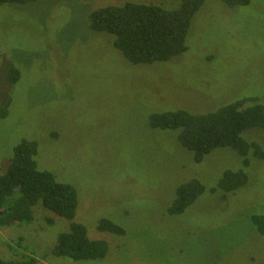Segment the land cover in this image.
I'll list each match as a JSON object with an SVG mask.
<instances>
[{"label": "rangeland", "instance_id": "obj_1", "mask_svg": "<svg viewBox=\"0 0 264 264\" xmlns=\"http://www.w3.org/2000/svg\"><path fill=\"white\" fill-rule=\"evenodd\" d=\"M126 2L178 5L39 0L0 7V106L12 102L9 117L0 120V175L22 140H37L39 169L78 190L75 222L110 247L103 261L53 256L70 222L39 204L31 225L0 227V260L264 264V236L250 221L251 215L264 214V162L253 160L245 169L249 184L223 200V193L210 190L225 172L244 169L243 159L219 149L196 164L180 131L149 126L150 113H203L246 97L264 105V0L231 9L207 0L192 21L186 54L137 67L113 47V36L94 32L88 20L97 8ZM11 66L21 73L16 85L8 78ZM51 132L58 137L49 139ZM253 136L264 146L263 134ZM192 179L206 193L185 213L169 216L176 189ZM103 219L123 227L126 235L100 232Z\"/></svg>", "mask_w": 264, "mask_h": 264}, {"label": "trees", "instance_id": "obj_2", "mask_svg": "<svg viewBox=\"0 0 264 264\" xmlns=\"http://www.w3.org/2000/svg\"><path fill=\"white\" fill-rule=\"evenodd\" d=\"M38 1L0 0V7L26 6ZM170 1H176L178 5L168 8L126 2L119 6L100 7L89 12V25L94 32L113 36V47L131 66L167 64L189 51L186 42L192 21L207 0ZM219 1L230 9L252 3V0ZM8 78L12 85L19 83L21 73L16 66L9 68ZM11 105L9 99L0 106V120L9 117ZM149 126L159 131H180L179 140L193 154L196 164H201L216 150L235 151L243 159L244 169L225 172L218 187L210 190L212 194L223 193L220 194L223 200L249 184L245 169L250 168L253 160L264 162V146L253 136L264 135V105L254 98L235 99L228 105L203 113L186 110L150 113ZM48 136L49 139L58 137L53 132ZM39 154L37 140L24 139L14 148L8 170L0 175V227L31 225L35 221L34 209L40 204L70 222L69 231L58 237L53 256L74 262L105 260L110 251L109 244L105 240L91 239L87 228L75 222L79 207L78 190L71 184L60 182L54 173L40 170ZM56 174L65 180L62 172ZM205 193V187L197 179L181 185L176 189L168 215L185 213ZM250 221L264 236V214L251 215ZM97 228L116 236L126 235L123 227L108 219L100 220ZM0 264H38V260L26 256L22 260H0Z\"/></svg>", "mask_w": 264, "mask_h": 264}]
</instances>
